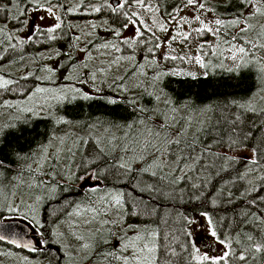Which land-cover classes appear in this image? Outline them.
<instances>
[{
    "label": "trees",
    "instance_id": "16d2710c",
    "mask_svg": "<svg viewBox=\"0 0 264 264\" xmlns=\"http://www.w3.org/2000/svg\"><path fill=\"white\" fill-rule=\"evenodd\" d=\"M114 1L117 2V0ZM114 1L12 0V3H9V0H0V8H4V11L0 12V29L4 30L0 32V57H3L0 59V78L13 81L6 88L0 89V126L3 127V131L0 132V161H3L0 166V218L20 220L34 227L37 241L42 245V249L28 256L40 259V264H93L94 260H97L100 248L112 249L125 232L129 236L135 234L128 229L129 224L139 228L145 225L157 228L160 233L158 243L170 244L169 250L177 253L175 257H172L174 264H209L208 261L198 259L199 255L191 236L186 235V232H189L187 220L193 215L208 212L213 219L218 237L222 240H229L230 253L235 254L230 256L229 261H222L221 264H264V253L256 254V258L249 261H241L237 258L241 254L249 255L242 251L251 243L246 239L245 233L256 236L261 223L264 222V179H262L264 178V167L257 168L255 165H249L246 158L234 156L235 162L227 171L218 176L209 177L210 182L207 184L206 191L195 190L199 193L198 198H191L190 190L182 200L152 199L150 203L157 205V212L154 216L131 214V200L143 199L148 203L150 194L138 191L132 186L130 179L118 181L111 176L105 179L107 173L99 176L102 189L115 188L124 191L128 211L120 218V224L123 226L121 231H118V226H116L111 229L114 235H107V228L103 229L107 235V243L97 247L95 240L90 239V236L98 235L95 230L99 224L87 223L86 220H91L92 213H85L84 209L90 206L92 198H98L104 193L101 189L95 192L92 189L83 190L78 184L86 168L92 167L90 152L94 151V138L99 135L103 141L111 134L123 137L124 130L117 127L118 125L131 123L141 116L147 120V117H152L153 113L165 109V106L159 109L157 103H151L143 107L147 109L146 112L139 113L136 110L140 108L135 102L141 99L137 92H127L123 97L119 96L115 99L105 91H101L99 88L102 87L93 88L92 92L95 93L85 90L87 86L83 82L85 76L80 70L82 68L80 58L76 56V49L72 45V41H75L72 20H81L77 21L80 24L86 21L94 22L97 26L93 36L94 41L89 49L99 48L104 43L118 46V48L120 45L125 47L126 43L120 38L123 29L121 25L125 20L121 17L117 23V15L107 7L109 4L114 5ZM119 2L123 3V0ZM147 2L159 8L156 15L162 17L164 23L165 19L169 21V13L175 10L176 18L177 13L183 10L186 4V0H147ZM50 3L52 7L59 9L61 28L55 33L38 29L33 34L34 30H32L22 36L24 27L28 25L29 12L48 8ZM208 6H214L215 12L219 14L218 18L226 21L233 18L243 7L239 0H230V2L208 0ZM96 7H100L101 11L95 12L93 9ZM129 9L142 10L134 4L132 7L126 6V10ZM248 11L250 9L244 10L245 16ZM210 14L215 15L213 12ZM171 24H174V20ZM100 30L103 31V35L97 33ZM116 31L120 34L116 35ZM141 31H144L142 27ZM223 31L230 37L232 34L239 33L240 30L239 28H225ZM50 35L56 38L49 39ZM140 39L146 40L147 46L151 45L153 52H146L148 48L145 47L139 53L142 59L138 62L137 51L128 47L121 48L119 56L122 59L133 55L134 59H130L127 66L129 67L128 73L118 83V86L123 85L133 73L139 72L142 65V69L145 67L152 69L151 73L165 75L162 88L166 87L172 92L173 106L181 103L190 104L193 106L192 116L208 123L223 116L219 107L223 99L236 108L234 102L242 103L250 94L256 92L258 96L253 103L257 108H264V101L259 100V96H264V74L259 72V64L264 63V59H261L264 57V51L258 47L253 49L256 56L250 57L252 63L237 69L230 59L232 53L228 51L229 45L226 40L221 45L217 37L213 40L210 34H199L197 38L200 42L199 56L209 67L200 66V73L192 74L193 71H191L188 75H182L175 74L177 70L185 71L187 66V61L179 58L182 57L180 53L176 55L178 57L176 60H165L159 56L156 47L158 40L152 38L151 33L145 32V36ZM21 40L24 41L23 44L20 43ZM61 42L68 43L72 52L62 55V65L51 71L55 75L53 80H50L46 77L49 67H46V64L43 65L40 55L49 50L58 49ZM260 42L258 40L257 44ZM206 43L212 44L215 52L207 46L201 51L200 46ZM235 43L240 44L241 41L237 40ZM159 44L163 45L161 42ZM13 45L16 47L13 48ZM105 49L109 50V48ZM110 49L115 51L116 47H110ZM159 58L164 60L163 68L148 65L149 61L155 63ZM62 74L70 78L56 84L55 77ZM91 75L89 74V78L94 81ZM36 86L50 90H55L54 88L57 90L60 87H76L90 94L92 99L76 96L71 102L68 100L58 102L52 99L48 92L30 96L34 93ZM109 98L115 100L116 103H109ZM131 101L134 103H130ZM42 105H44L43 108H41ZM26 108H32L33 111H25ZM199 109L206 110L201 113ZM179 111L185 112L186 109L180 108ZM259 115H264V112ZM159 119L160 116L157 120ZM157 120L152 119L148 123L155 124ZM178 121V126H180L183 120L179 118ZM106 129H110V132H106ZM87 133L91 134L90 137L81 139L80 145L82 141H87V144L74 153L75 162L79 163L77 172L70 181L66 178L68 173L57 178L53 175L52 167L47 163L54 157L43 159L47 156L43 149L46 147L48 150V147L56 140L59 141L61 136L66 135L67 137L74 134L82 136ZM133 134L129 132V136ZM207 142V139L201 140V144ZM254 143L264 144V118L252 129L248 149L251 150ZM214 150L224 151L218 146H214ZM62 151L63 149H60L58 154ZM66 155L71 154L66 153ZM29 166L32 171H29ZM187 175L192 176L193 174L189 172ZM191 182L201 183V188L204 187L199 180L181 181L179 187L186 188ZM26 193L33 200V205L25 209L22 204L14 201V197ZM210 196L215 200V204L209 202ZM77 211L80 215L75 214ZM244 212L248 214L242 215ZM161 216L167 220L166 224L160 223ZM98 219H107V217H98ZM83 221L86 222L84 226L86 232L79 234L77 226L82 225ZM165 234H167V240L163 239ZM78 236H83L84 239H77ZM85 243L90 244L94 250L82 251V245ZM0 247L11 252L25 254L1 243ZM159 255L163 257V249ZM103 264H108V262L103 261Z\"/></svg>",
    "mask_w": 264,
    "mask_h": 264
},
{
    "label": "snow or ice",
    "instance_id": "6c2138e0",
    "mask_svg": "<svg viewBox=\"0 0 264 264\" xmlns=\"http://www.w3.org/2000/svg\"><path fill=\"white\" fill-rule=\"evenodd\" d=\"M230 2V0H227ZM243 6L242 9L229 20L218 18L219 14L215 12L214 6H208V0H186L185 7L196 8L197 12H213L214 18L210 21H205L200 15H194L192 19L187 16L181 17L178 23L182 28L183 25H191L194 22L199 23V27L194 28L191 32L197 34H210L220 39V44H224L227 41L229 47L228 51L232 53L230 59L236 65V68H242L252 63L250 57H255L256 52L253 49L257 47L264 51V0H239ZM12 3V0H9ZM133 4L137 8L144 9L147 12L153 14L152 24L155 25L158 30L165 31L166 25L161 24L157 18L159 12L158 7H154L147 0H123L120 3L117 0L115 5H107L108 9L117 15V23L121 17L125 22L121 25L123 28H127L128 24L136 26V38L129 41H123L126 44H135L136 39L145 36V32L151 33L152 38L158 40L155 36V32L152 27L145 23L140 18L138 12L129 13L126 10L127 7H132ZM250 9L245 16L244 10ZM95 12H100L101 8L96 7L93 9ZM123 10V11H122ZM4 8H0V12H3ZM56 20H60V17L56 16L53 11V7L50 6L46 9ZM175 12V10H174ZM174 12L169 13V23L175 20ZM135 18V19H134ZM43 19V17H40ZM243 25V27H241ZM95 27V25H93ZM141 27L144 31H141ZM61 28V23H56L54 26L47 29L48 33H55L57 29ZM225 28H239V33L232 34L230 37L223 30ZM39 29L38 25H34V33ZM0 29V32H3ZM191 32L177 31L170 37L171 40H176L177 37H181L182 40H188L191 36ZM119 31H116V35H119ZM31 37H29L30 39ZM55 36H49V39H55ZM78 40L79 37H76ZM237 40L241 41L240 44L235 43ZM261 41L257 44V41ZM24 43L23 40L20 41ZM144 43V41H141ZM170 46V45H169ZM207 46L215 52V48L212 44L206 43L201 45V51ZM16 45H13L15 48ZM103 48L116 47L109 43L101 45ZM159 48V42L156 44ZM119 51V49H116ZM146 52L152 53L153 49L148 48ZM222 55V52H221ZM165 60H176L178 57L165 55ZM185 59V57H179ZM3 59V57H0ZM120 59V58H118ZM127 59H134V55L127 57ZM147 59V57H145ZM191 59H195L202 68H208L209 65L204 62L202 57L197 56ZM261 59H264L262 57ZM154 62V61H153ZM75 66H73L74 68ZM142 65L140 66L142 70ZM51 72L52 69H47ZM259 72L264 74V63L259 64ZM66 79L70 77L66 76ZM27 79V77H24ZM91 79H95V74L91 75ZM120 79H123L122 77ZM153 79H159V77H153ZM87 83V81H83ZM13 83L11 80L0 78V89L6 88L9 84ZM140 82L134 85L139 87ZM120 87L125 88L126 85ZM48 92L52 99L56 101L68 100L71 102L80 96L83 99H92V96L84 92L80 88L76 87H60L57 90L45 89L44 87L36 86L34 94H41ZM258 93L253 92L247 97L244 102H234L238 111L232 113V118L227 116L218 117L215 121L208 123L199 118L192 116L193 106L190 104H178L173 106V102L164 97L163 103L165 109L160 112V119L155 124H150L148 121L152 120V117H147V120L143 116L138 117L135 121L124 125H118L124 130L123 137H116L114 134L108 135L103 141L95 140L94 151L90 152L91 168H86L84 174L80 179H86L88 177L91 180L98 179L99 176L105 175V179L108 176L114 177L118 181H124L130 179L132 186L140 192L149 193V202L146 203L143 199H132V215L140 216H154L157 212V205L150 203L154 198L169 199V200H182L185 199V194L191 190V198H198L199 193L195 190L200 189L201 192L207 190V184L210 182L209 177L212 175H220L227 171L230 166L235 162L233 156L228 155V150L237 148L246 142L250 136V132H246L242 125L244 124V113H254L259 115L264 112V108H257L253 101L257 98ZM161 100V95L158 93L153 98L155 101ZM259 100L264 101V96H259ZM109 103H116L115 100L109 98ZM130 103H134L131 101ZM44 105L41 106L43 108ZM180 108H185V114L180 117L183 123L179 128H175L177 115ZM206 109H199L203 113ZM25 111H33L32 108H26ZM139 113L147 111L145 108L137 109ZM170 113L173 115L170 116ZM64 123H71L70 121H63ZM174 129V130H173ZM3 131V127L0 126V132ZM106 132H110V129H106ZM129 132L134 134L129 136ZM202 139H207L206 144H201ZM119 141V142H118ZM63 141H61L62 143ZM87 144V141H82L81 146ZM103 145V146H101ZM74 142V147H75ZM214 146H218L220 149H224L223 152L214 150ZM44 153H47V148L43 149ZM59 149L53 153V157L58 159ZM251 157L247 158L249 165H255L257 168L264 167V144H255L251 147ZM45 156L43 159H46ZM41 160V163L43 162ZM3 161H0L2 166ZM138 165V166H137ZM251 170V168H249ZM29 171H32L29 166ZM39 171V169H37ZM191 172L193 175L188 176ZM147 177V179H145ZM243 178V177H241ZM235 179V178H233ZM264 179V178H262ZM199 180L203 183L204 187L201 188V183L191 182L187 184L186 188H180L181 181H196ZM97 189L103 191V195L98 198H92L90 200V206L84 209L85 213H92L91 220H86L87 223L96 222L99 227L96 228L98 235L90 236V239L95 240L97 247L108 242L107 235H114L111 232L113 227L120 225L121 217L128 211L126 208L125 193L121 189H102L101 185L97 184L92 191ZM209 202L215 204V200L210 196ZM76 215H80L77 211ZM167 213H165L166 215ZM247 212L242 215H247ZM200 215L204 217L208 225V234L215 240H219L226 249L222 255L209 256L207 254L199 256L201 261H208L209 264H221V262H227L230 256L235 255L227 251L231 247L230 243L225 240L219 239L217 231L213 227V219L208 212H201ZM98 217H107V219H98ZM188 223H195V220H187ZM160 223H167L164 216H161ZM107 228V235L103 229ZM128 229L133 231L134 235H127V232L122 234L120 240L113 246L112 249L100 248L98 252L97 260H94L93 264H103V261H107L108 264H174L172 257H175L177 253L170 251L169 245H161L158 243L160 233L157 228L145 225L143 228H139L135 225L129 224ZM74 234V233H73ZM75 235V234H74ZM187 236H191L190 232H186ZM246 239L251 243L247 245L242 251L249 253L248 256L243 254L237 258L241 261H249L256 258V254L264 253V222L261 223V227L256 236L251 233H245ZM167 234L163 239L167 240ZM5 237L0 235V241ZM77 239L83 240V236H78ZM17 247L20 245L17 244ZM161 249H163V257L159 255ZM38 251L39 249H33ZM82 251L91 252L93 247L90 244H83ZM199 252V249H196ZM102 258V260L100 259Z\"/></svg>",
    "mask_w": 264,
    "mask_h": 264
},
{
    "label": "rangeland",
    "instance_id": "374dc122",
    "mask_svg": "<svg viewBox=\"0 0 264 264\" xmlns=\"http://www.w3.org/2000/svg\"><path fill=\"white\" fill-rule=\"evenodd\" d=\"M114 1V0H113ZM210 1H222V0H210ZM112 2V1H111ZM116 2L114 1V5ZM47 8L40 9L35 12H29L30 17L27 21V26L24 27L22 31V36H25L29 31L34 30V25H38L39 29H44L45 31L49 28L54 26L56 23H60V20H56L49 12L46 11ZM53 11L55 12L56 16L60 17L59 9L56 7H53ZM129 13L132 12H138L140 14V18L145 21L146 24H148L150 27H152L153 31L156 33V37L158 38V42H161L160 47L158 48V54L161 57H164L166 54L169 56H176L178 53L182 55V57H185V60L187 61V66L185 71L177 70L175 71V74H190L191 71L192 74L194 73H200V65L196 63L195 59H191L194 57L199 56V45L200 42L198 41L199 34L195 32H191L192 29L199 27V23L194 22L191 25L185 24L183 27H180V24L178 21L181 17L187 16L189 19H192L194 15H200L202 19L205 21H210L214 18L210 12H207L206 14L203 12H197L196 8H193L191 6L181 9L174 20V24L169 23L167 19H165V23L163 21V18L157 15V18L159 19L161 24H167L165 31H160L158 28L152 24L153 14L151 12H147L144 9L140 10H128ZM40 17H43V19H40ZM135 19V18H134ZM76 20L73 19V32L75 31V41H72L73 48L76 49V56L80 58V69L82 73H84L85 80L87 81L85 89L86 91L92 92L93 88H99L101 91H105L108 93L112 98L124 96L127 94V92H137L138 97L141 100H136L135 104L139 108L146 107V104L150 105L153 103V98L156 94L161 95V100L155 101L154 103H157V107L160 109L162 106H165L163 103L164 97L169 98L171 101L173 100V94L169 90L166 89V87L162 88V82L165 78V75L163 74H157V73H151L152 69H149L145 67L144 69L140 70L139 72L133 73L129 79L124 81L123 85H126L125 88H122L118 86V83L122 80L121 77L124 78L126 74L128 73L129 67L128 64L130 63V59H122L119 55L120 49H124L125 47H128L129 49H132L134 51H137L136 53H141L142 50L147 48H152V46H147V42L144 39H136V43L132 45L126 44L125 47L118 48L116 46V49L118 48L119 51L109 48V50H106L103 47H93L89 49L90 45L94 41V33L97 30V26L93 27L95 25L94 22H84L80 24ZM178 26H177V24ZM177 31H184V32H191V36L188 40H182L181 37H177L176 40H171L170 37L174 35ZM109 32V30L107 31ZM99 35H103V31L100 30L97 32ZM137 36L136 34V26L132 25L131 23L128 24L127 28L122 29L121 33V40H133ZM76 37H79L77 40ZM211 38L213 40L216 39V36H212ZM138 40V41H137ZM141 41H144V43H141ZM170 45V46H169ZM57 50V51H56ZM46 52V51H45ZM58 52V53H57ZM71 48L68 43L61 42L58 45V49L49 50L46 53H43L40 55V60L43 61V65L46 64V67H49V69L56 70L57 67H60L62 65V55L64 53L70 54ZM141 54L137 56L138 62L141 61ZM120 58V59H118ZM46 60V61H45ZM143 62V61H142ZM164 60L155 61V63L150 62L149 64L152 67H158L163 68ZM189 64V65H188ZM126 69V70H125ZM89 74H95L94 81H91L89 78ZM156 74V75H154ZM166 74V73H165ZM55 73L54 72H47L46 77L50 80H53ZM66 75H58L55 77L56 84H60L62 80H66ZM153 77H159V79H153ZM140 82L139 87H134L135 84ZM98 86V87H97ZM56 90V88H54ZM91 89V90H90ZM130 97L129 95H127ZM44 101V99H42ZM52 106V104H51ZM220 110L223 114V116H227L229 119L232 118V113L238 111V109L232 107L228 101L225 99L221 100L219 103ZM160 112H155L152 114V119L157 120L158 116H160ZM185 112L179 111L177 115V120H179L180 117H183ZM173 115L170 113V116ZM244 124L242 127H244L246 132L252 131L255 125L257 123L261 122V120L264 118V115H255L253 113H244ZM175 128H179L178 123L175 124ZM174 130V129H173ZM90 133L84 134L80 136L79 134H74L71 136H61L59 138V141L56 140L53 145L48 147L47 150V158L51 159L53 156V153L56 152L57 148L63 149L61 154H58V159L54 158L52 161H47V163L52 167V170L54 171L53 175H55L57 178L61 177L62 174L68 173L67 181H70L71 177L77 172L78 170V164L75 162V155L74 153L77 152V150L81 149V139H88L90 137ZM250 139V138H249ZM249 139L244 142L243 145L231 149L228 151L227 154L239 157V158H249L251 157L252 153L251 150L248 149L247 145L249 143ZM98 140L101 141L100 136H96L94 138V141ZM61 141H63L61 143ZM75 142V147H74ZM62 145V147H61ZM103 146V145H101ZM94 147V144H93ZM223 152V151H222ZM71 154L69 156L66 155ZM46 160V159H45ZM37 169V167H35ZM97 184L101 185L102 182L99 179L91 180L90 177L86 179H80L78 186L82 187L83 190H89L93 189ZM14 201L17 204H22V206L26 209L27 207H31L33 205V200L29 197V194H19L15 195ZM189 219L195 220V223H192L188 225V231L191 233V239L193 241V244L195 248L199 249L198 255H209V256H218L222 255L224 251L226 250L224 246L219 243V240H215L208 234V225L204 219L199 214L191 216ZM3 220H13L10 218H4ZM22 220V219H21ZM89 220V219H88ZM85 223L82 222V225L77 226V232L79 234L85 233ZM27 226H29L32 229L33 238L36 241L37 246L42 249V245L37 241L35 229L32 225L23 223ZM122 225H118V231L122 230ZM214 227V223H213ZM218 236V235H217ZM220 239V238H219ZM222 240V239H221ZM226 241V240H225ZM227 243H230L229 240L226 241ZM15 250V249H14ZM17 251V250H16ZM227 251L231 252V247L227 249ZM22 252V251H21ZM198 256V257H199ZM0 264H40V259H34L30 258L28 254H23L20 252H11L7 249H4L3 247H0Z\"/></svg>",
    "mask_w": 264,
    "mask_h": 264
},
{
    "label": "water",
    "instance_id": "95a60500",
    "mask_svg": "<svg viewBox=\"0 0 264 264\" xmlns=\"http://www.w3.org/2000/svg\"><path fill=\"white\" fill-rule=\"evenodd\" d=\"M0 235L5 237L0 241L1 244L10 246L17 251L27 254H36L40 251L33 238L32 229L19 221L6 222L0 218ZM17 244L20 246L17 247ZM33 249L39 250L34 251Z\"/></svg>",
    "mask_w": 264,
    "mask_h": 264
}]
</instances>
